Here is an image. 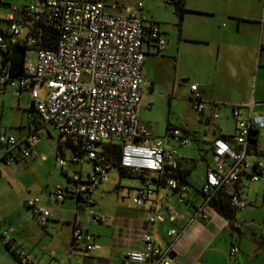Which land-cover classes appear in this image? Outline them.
Listing matches in <instances>:
<instances>
[{
	"label": "built area",
	"instance_id": "2783aa9c",
	"mask_svg": "<svg viewBox=\"0 0 264 264\" xmlns=\"http://www.w3.org/2000/svg\"><path fill=\"white\" fill-rule=\"evenodd\" d=\"M119 9L108 0H22L20 7L7 8L1 19L0 53H9L12 47L23 45L34 57H25L24 74L16 78L9 75L8 69L0 68V93L7 89L16 97L27 93L28 108L34 110L39 124L21 138L0 130V170L32 160V148L44 126L50 124L70 144L69 162L77 166L88 163L90 171L85 176L81 171L66 175L68 185L56 186L48 198L61 203L70 195L86 209L94 204L93 192L106 182L107 173L113 169L104 147L116 144L121 147V167L135 175L147 173L139 180V187L129 192L131 203L140 207L153 199L155 190L168 189L177 205L165 201L159 207L150 206L147 221L172 223L180 217L178 206L187 204V188L177 176L182 171V159L171 141L185 147L191 137L179 128H172L163 138L154 137L148 125L139 121L144 84L143 42H151L154 54L160 56L166 41L159 23L149 20L139 3ZM45 28L57 32V44L53 48L39 45L38 31ZM40 88L44 90L43 99L38 95ZM189 91L192 110L202 115L207 104L197 85L190 84ZM252 107L253 104L247 106L249 110ZM241 108L244 107L231 106L234 135L216 138L211 143L212 155L206 159L197 189L201 200L196 214L201 218L207 217L208 210L214 211L210 203L220 196L226 197L232 210L238 213L247 206L241 196L244 181L264 183L261 168L247 161L251 152L248 139L264 128V109L255 116L250 112L242 116ZM212 118L216 119L217 115L212 114ZM231 142L239 149L232 148ZM57 159L61 172H66L65 159ZM25 205L40 227L45 228L50 210L41 206L38 198L26 199ZM95 220L104 222L105 218L90 216V222ZM1 225L0 239L11 249L12 227ZM178 235L172 228L166 233L171 239ZM76 245H81L87 256L94 255L98 248L81 223L73 221L71 249ZM172 246L170 243L166 249L155 247L151 235L143 234L141 248L128 251L122 264H172ZM11 250L17 264H41L22 250ZM237 251L232 246L229 257Z\"/></svg>",
	"mask_w": 264,
	"mask_h": 264
},
{
	"label": "crops",
	"instance_id": "0c3cea01",
	"mask_svg": "<svg viewBox=\"0 0 264 264\" xmlns=\"http://www.w3.org/2000/svg\"><path fill=\"white\" fill-rule=\"evenodd\" d=\"M1 3L0 7L4 9V13L9 6H13L4 2V0ZM3 4L7 6L5 7ZM119 7L120 9L124 8V6ZM149 20L155 21L153 19ZM225 20L227 21V28L223 31L219 27L215 28L206 23H198L196 31L191 35V43L194 45H216L217 59L213 65L212 63L209 64L204 70H201L202 64L197 62L201 60L203 55H194V65H196L199 73L195 74L196 83H191L197 85L201 98L207 104L203 114L197 117L198 121L206 126L204 142L208 144L207 148L202 149L203 147H200V141L197 136H194L193 130H191V133L187 131L190 134L191 142L196 143L198 150L202 154L200 158L205 165L207 157L212 155L211 143L213 140L223 137L231 138L234 135L231 106L240 105L244 107L240 111L242 116H245L248 112H250L251 116H255L264 109V45L256 43L254 39L256 32L254 27L257 26V22H254L249 17H240L233 11L226 13ZM160 31L164 37L161 28ZM142 49L145 53V58L142 67L144 84L141 98L146 91H148L146 93L149 95L152 94L155 88V78L159 75V72H163L162 64L164 62V52L167 49V41L160 56L154 54V46L149 41L143 42ZM256 49L257 57L254 60ZM221 51L230 54L229 61L231 66L229 69L217 62L220 59ZM209 58L210 55H208L207 60ZM149 70L151 75L146 78L149 79L146 81L144 74ZM182 83L186 84L187 81L183 80ZM250 104H253V107L249 110L247 106ZM221 108L229 109L226 117L230 116L233 121V132L231 135H224L219 126H214V128L210 126L211 121L218 119L216 112ZM212 114H216L217 118L213 119ZM139 121L141 122L140 119ZM0 130L5 131L1 126ZM43 131L45 130L43 129ZM45 132L47 133V131ZM255 136V149L249 153L253 157L250 164L259 166L264 175V128L258 130ZM230 145L234 149H239V146L233 142ZM32 150L34 152L32 160H34L37 157V152L34 147ZM66 150L70 149L62 146L61 154L57 155V157L65 158ZM179 157L182 159V171H188L187 180L189 183L188 185L184 183L187 188V204L178 206L180 217L175 222L169 223L165 221L164 223L155 222L150 224L147 221V212L150 206L159 207L165 201L177 205L173 194L168 189L155 190V196L150 202L136 207L132 203H128L131 201L128 194L134 188L139 187L140 182L137 187L127 189H123L118 183L115 188L116 197L122 200H118L114 205L101 203V206L98 205L96 206L97 208L95 207L92 210L91 208L96 205L94 200V204L86 208L89 209L88 215L86 214L87 217L83 219H80L78 215L83 214L85 210L70 195L61 203L50 201L48 198L49 193L45 202L38 197H22L24 203L26 199L38 198L40 205L50 210L51 216L46 227L43 228L44 234L42 236L32 235V231L28 227L23 228L21 234H15L19 225L16 226L4 219H0V232L3 230L2 223H4L5 227H12L13 231L10 233L12 240L11 249L22 250L31 259L41 264H122L123 258L128 251L141 248V237L143 234H150L153 244L160 249H166L170 243L173 244L171 250L172 264H239L240 240L248 236L250 247L254 248L252 255L248 259L251 262L255 261L259 250L264 249V242H262L264 236L260 234L261 241L257 240L256 234L247 226L248 224L244 220L237 222L235 218L232 228H230L229 223L214 211L208 210L206 218L198 216L196 208L200 203L201 197L197 191L198 185H192L189 180L195 168V163L192 159L189 160L182 155ZM40 159L46 161L44 155ZM32 160L26 161L24 165L16 164L12 168H2L0 170V179L4 173H20V171L26 170L28 163ZM83 165L79 166V171L81 172H83ZM66 170L64 175H62L67 179L66 175H69V169ZM89 171L86 170L85 174ZM102 185L96 191H102ZM244 188L243 185L242 196ZM123 199H128L129 201L126 203ZM244 200L246 201V199ZM51 204L61 206H53V210H51ZM247 206H249L248 203ZM93 215L102 216L105 221L99 222L95 220L90 222L89 218ZM33 218L35 219L34 216ZM73 221L80 222L84 230L93 237V242L98 247L94 255H85L81 245H76L71 249V224ZM169 228L175 229L179 234L178 237L168 238L166 233ZM232 246H235L238 251L235 256L229 257L228 253ZM0 264H17L1 239Z\"/></svg>",
	"mask_w": 264,
	"mask_h": 264
},
{
	"label": "rangeland",
	"instance_id": "374dc122",
	"mask_svg": "<svg viewBox=\"0 0 264 264\" xmlns=\"http://www.w3.org/2000/svg\"><path fill=\"white\" fill-rule=\"evenodd\" d=\"M13 6L20 7L22 0H4ZM110 3H116L119 6L131 7L139 3L142 7V13L148 19H153L159 23L164 37L167 41V49L164 52V62L162 64L163 72L155 78V88L151 95L148 91L144 92L141 98L140 108L138 110L139 119L149 126L150 132L154 137L163 138L166 135L168 126L170 128L185 129L200 141L202 149H206L208 144L204 141V131L206 126L198 121L196 114L191 107L189 85L196 83L195 74H198L194 58L196 54H201V60L197 61L202 64L201 70H204L209 64L216 61V45H194L191 43V35L196 31L198 23H206L211 27H219L220 30L227 28L226 13L233 11L240 17H249L257 22L254 39L256 43L264 45V11L263 0H183V7L186 12L180 19L176 13V7L173 0H108ZM108 11V10H107ZM118 11V10H117ZM121 11V9H119ZM4 14V9L0 7V20ZM199 20V21H198ZM0 26L3 22L0 21ZM213 29V28H212ZM214 32V31H213ZM252 36V35H250ZM206 46V47H205ZM208 48V49H207ZM255 50V58L257 57ZM203 53V54H202ZM225 54V55H224ZM208 55H210L209 60ZM28 59H33V53L26 54ZM230 54L221 51L219 56L221 66L228 69L231 66L229 61ZM151 75L149 70L144 74V79L148 81ZM186 80L187 83H182ZM39 98L43 99L44 90H38ZM30 104L27 93L20 97L13 95L10 89L0 93V126L2 129L16 138L24 137L28 134V117L26 110ZM229 109L221 108L216 112L218 119L211 121L210 126H219L224 135H231L233 132V121L228 115ZM44 130L39 135L34 144L37 152L36 159L27 165V169L20 173L3 174L0 179V219L18 226L15 234H21L23 228H30L32 235L42 236L44 229L40 227L36 219L33 218L31 211L22 201V197H38L45 202L47 194L53 191L56 186H67V179L62 175L58 165L56 145L58 142L63 143V138L59 137L57 130L50 124L44 126ZM170 131V130H169ZM168 131V132H169ZM167 132V133H168ZM171 144L177 149L179 156L192 159L195 168L192 171L190 182L197 186L199 179L204 172L205 163L201 160L200 151L196 143L191 142L180 147L174 141ZM44 155L46 161L40 157ZM69 150L65 151L66 169H69V175L79 171V166L69 162ZM252 156H247L248 163H252ZM82 174L90 170V166L84 163ZM123 189L134 188L139 185L137 179L131 177H119L116 169H111L107 173V180L102 185V191H94L93 198L96 201L91 209L103 204L114 205L121 198L116 197V185ZM243 198L249 206L236 213V221H245L247 226L261 241V230L264 226V183L244 181ZM128 202V199H123ZM128 203L131 204V201ZM61 205L51 204L52 207ZM97 208V207H96ZM83 214L78 217L83 219L87 217L89 209H84ZM91 211V210H90ZM87 214V215H86ZM45 236V235H44ZM43 236V238H45ZM264 242V237L263 241ZM254 248L250 247L248 236L240 240V258L239 264H264V249L259 250L257 259L251 262L248 257L252 255ZM255 251H257L255 249ZM242 253V254H241Z\"/></svg>",
	"mask_w": 264,
	"mask_h": 264
},
{
	"label": "trees",
	"instance_id": "16d2710c",
	"mask_svg": "<svg viewBox=\"0 0 264 264\" xmlns=\"http://www.w3.org/2000/svg\"><path fill=\"white\" fill-rule=\"evenodd\" d=\"M174 5L176 7V13L178 14L179 18L181 19L183 16V13L186 12L185 8L183 7V0H173ZM2 4V3H0ZM1 21V20H0ZM40 33V43L39 45L43 48H53L57 44V32L54 30L50 29H40L38 31ZM30 51L29 48L23 46V45H16L11 48L9 53H0V68L8 69L9 75L11 77H19L24 74V62H25V57L26 54ZM27 116H30L31 119H28V127L29 130L31 129L32 126H37L38 123V118L35 115V112L32 108H28L26 110ZM168 126L167 132L171 130ZM182 129V128H181ZM185 131V129H182ZM256 132L253 133L252 137L248 139V149L249 150H254L255 149V143H256ZM64 144V145H63ZM62 146H66L68 149H70V144L69 143H60L58 142L56 145V152L58 155L61 154ZM104 153L106 155L107 160L111 163V166L113 169H116L118 172L119 177H131L137 180H140L143 175H147V173H142L140 175H135L132 173L129 169L125 167L120 166V157H121V147L116 144H107L104 147ZM64 175V173L62 172ZM188 171H180L178 173V177L180 180L188 185ZM210 207L214 209V211L220 215L222 218H224L228 223L230 228H232L233 222L235 221L236 218V212L232 210L230 207L228 200L226 197H217L212 203H210ZM13 260L18 263V260L16 258L15 253L8 247L5 246Z\"/></svg>",
	"mask_w": 264,
	"mask_h": 264
},
{
	"label": "water",
	"instance_id": "95a60500",
	"mask_svg": "<svg viewBox=\"0 0 264 264\" xmlns=\"http://www.w3.org/2000/svg\"><path fill=\"white\" fill-rule=\"evenodd\" d=\"M3 6H5V7H6L7 5H6V4H3Z\"/></svg>",
	"mask_w": 264,
	"mask_h": 264
}]
</instances>
